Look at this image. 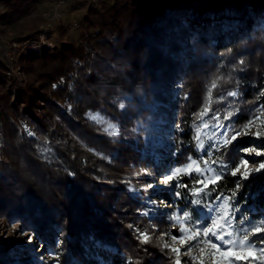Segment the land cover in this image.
<instances>
[{
  "label": "trees",
  "instance_id": "trees-1",
  "mask_svg": "<svg viewBox=\"0 0 264 264\" xmlns=\"http://www.w3.org/2000/svg\"><path fill=\"white\" fill-rule=\"evenodd\" d=\"M42 1L0 0V31L20 29ZM78 24L77 39L56 49L15 51L26 84L14 97L0 59V219L13 225L0 236V264H48L41 251L58 264H175L170 211L197 221L200 178L148 185L200 158L204 119L240 132L259 116L264 0H96ZM19 29L21 40L38 32ZM218 153L225 166L203 211L240 183L234 143ZM148 197L171 210L148 212Z\"/></svg>",
  "mask_w": 264,
  "mask_h": 264
},
{
  "label": "rangeland",
  "instance_id": "rangeland-1",
  "mask_svg": "<svg viewBox=\"0 0 264 264\" xmlns=\"http://www.w3.org/2000/svg\"><path fill=\"white\" fill-rule=\"evenodd\" d=\"M59 0H43L38 4L35 10L30 14L29 19L22 20V26L19 31H23L22 35L32 34V27L38 30L37 34L25 39L14 38L17 33L15 31H9L7 34H3L0 31V59L7 65V71L3 75L5 86L11 93L12 97L15 96L19 88H23L26 84L25 75L22 71H19L15 66V51L19 49L23 54L28 56L31 53L40 54L44 49L53 50L64 43V39L73 38L77 39L79 34V20L85 12V6L96 0H61L60 6L57 9L58 14L55 16H47L51 13L53 7ZM58 4V3H57ZM3 3H0V13L3 12ZM34 20V25L32 21ZM30 22V25L28 24ZM19 33V32H18ZM259 116L249 124L248 128L240 132H232L231 124L227 118L216 116L213 120L204 119L201 125L197 129V148L200 154V158L193 159L189 164L192 167L189 169L187 165L174 166L162 168L159 170V175L156 177V181L151 184L154 187L162 186L165 176H173V180L170 182L176 183V186L180 184V177L183 175H189L194 173L199 176L198 187L203 189L199 194H195L196 199L201 201L200 205L193 207L198 213V219L195 221L193 216L184 217L183 213L178 209L172 211L170 205L164 202H160L157 198L148 197L146 199L148 212L159 211L165 207L169 209L173 219V227L168 237V244L177 249V253L182 256L180 264H264V253L259 251V242L257 241V247L251 249L254 256L250 257L247 262H237L231 257L224 258L221 253L227 251L229 248L234 252H240L247 254L250 247V241L256 239V237H249V241H243L244 229L249 228L255 224L264 226V172L255 173L252 171L259 163L264 162V155L257 156L255 154H248L243 152L244 148H255L257 151L264 152V136L256 138L253 134L260 132L264 134V88L259 95ZM96 116V114H94ZM239 133V135H237ZM237 135L235 141L232 140V136ZM227 141V142H225ZM162 139L159 141L161 145ZM228 143H234L237 150L241 154V160L237 166L241 165L243 159L249 161L248 169L252 171L250 178L245 181L241 178V173L244 168L241 167V172L237 173V176L242 185L240 190H236V195L221 194L216 201L210 202L207 205L205 211L200 207L204 202V197L209 194L208 187L213 185L216 181L220 170L224 168V163L220 160V154L218 150L222 146H226ZM156 156L161 157L160 152L157 151ZM183 168L184 172L177 174L176 169ZM199 169V171H197ZM207 185V187H205ZM210 189V188H209ZM175 194V189L172 188ZM228 196H232V200L229 201L230 208L224 207V212L230 211L231 217L227 218L228 225L225 229L218 232L219 235H223L225 239L233 241L232 245H225L223 241L218 240L216 237H204L202 235L196 236L193 239L195 230L197 227L201 229L206 226H210L211 220L216 219L217 215L211 214V209L219 201L224 204V199ZM214 204V205H213ZM226 209V210H225ZM223 216V215H222ZM0 236H4L7 231L13 230V225L9 224L7 227H2L0 219ZM184 229V231H181ZM217 231V230H216ZM175 237V239H173ZM260 239H264V233L260 234ZM183 239V242L181 240ZM211 239L213 243L220 245L218 249H214L208 240ZM243 241V242H242ZM38 245L36 250L38 251ZM102 255V254H101ZM40 258L45 260L48 264H58L56 262L55 255H50L41 251ZM100 264H108L102 256Z\"/></svg>",
  "mask_w": 264,
  "mask_h": 264
},
{
  "label": "snow or ice",
  "instance_id": "snow-or-ice-1",
  "mask_svg": "<svg viewBox=\"0 0 264 264\" xmlns=\"http://www.w3.org/2000/svg\"><path fill=\"white\" fill-rule=\"evenodd\" d=\"M231 95L235 96L236 93H232ZM125 107V105L123 103L120 104V108L123 109ZM249 124H251V121H249ZM247 127V125H246ZM237 135H239V133H237ZM237 135L232 136V140L235 141L237 139ZM256 138H261L262 136H264V134L260 133V132H255L253 134ZM227 142V141H225ZM243 152L248 153V154H255L257 156L260 155H264V152H260L257 151L255 148L249 147V148H244ZM248 164L249 161L247 159H243L241 165L237 166L236 169L233 171L232 175L235 176L237 175V173L241 172V167L244 168V171L241 173V178L245 181H247L250 176L252 175V171H254L255 173H261L264 172V162L259 163V165L257 167H255L252 171H249L248 169ZM192 164H188L187 168H191ZM176 173H182L185 171V169L183 168H177ZM197 171H199V169H197ZM217 180H219V177L216 178ZM173 180V176L168 175L165 176L163 183L165 185L168 184L169 181ZM197 183H200V181H197ZM215 183V182H213ZM154 187V185L149 184L148 188H152ZM181 188H185L186 185L181 184L180 185ZM205 187H207V185H205ZM242 187V185L240 183L236 184V189L240 190ZM203 191V189L201 188H196L194 189V193L195 194H199ZM175 195L177 197L181 196V193L179 191L175 192ZM236 193H233V196H235ZM232 196H228L227 198L224 199V204L221 207H227L230 208L231 206L229 205V201L232 200ZM192 203H194L195 205H200L201 201L199 199L193 201ZM184 217H188L190 215V213L188 211H185L183 213ZM231 217V212L230 211H225L223 213V217L221 216H217L216 219L211 220V224L210 226H206L203 227L202 229L200 227H197L195 230V234L193 236V239L196 238V236L202 235L204 237H209V234H211V237H216L218 240H221L224 242L225 245H232L233 241L230 239H225V237L223 235H219L218 232L216 231V229L220 228V224H219V220L221 218H229ZM181 231H184V229H181ZM264 233V226H261L260 224H255L249 228L244 229V233H243V241H249V237H256V239L251 240L250 243V247H249V251L247 254H242L240 252H234L232 251L231 248H229L227 251H224L221 253L222 257L224 258H229L231 257L232 259H234L237 262L243 261V262H247L249 260L250 257L254 256V253L251 251V249L256 248L257 247V241L259 242V251L261 253H264V239H260V234ZM141 235L143 236V239L145 242H147L148 237L146 235H144L143 233H141ZM173 239H175V237H173ZM242 241V242H243ZM181 242H183V239L181 240ZM208 243H210L212 245V247L214 249H218L220 247V245L213 243L211 239L208 240ZM165 247H168V245H165ZM173 252H177L178 250L173 248L172 249ZM175 264H180L179 259H177L175 261Z\"/></svg>",
  "mask_w": 264,
  "mask_h": 264
},
{
  "label": "bare ground",
  "instance_id": "bare-ground-1",
  "mask_svg": "<svg viewBox=\"0 0 264 264\" xmlns=\"http://www.w3.org/2000/svg\"><path fill=\"white\" fill-rule=\"evenodd\" d=\"M222 205L223 204H221V202L219 203L218 201V203L212 207L211 214L223 217L222 215L224 213V207H221ZM219 224H220V228L216 229L217 232L222 231L223 229H225V226L228 225L227 218H221L219 220Z\"/></svg>",
  "mask_w": 264,
  "mask_h": 264
},
{
  "label": "built area",
  "instance_id": "built-area-1",
  "mask_svg": "<svg viewBox=\"0 0 264 264\" xmlns=\"http://www.w3.org/2000/svg\"><path fill=\"white\" fill-rule=\"evenodd\" d=\"M59 1H61V0H59ZM59 1L57 2L58 4L56 3V5L53 7L52 12L46 14L47 16H52V15H53V16H54V15L56 16V15L58 14L57 9H58V7L60 6V5H59V4H60ZM127 261H129V260H127Z\"/></svg>",
  "mask_w": 264,
  "mask_h": 264
}]
</instances>
